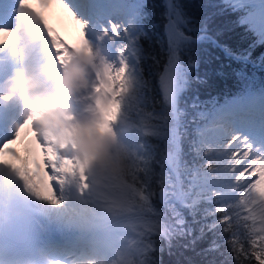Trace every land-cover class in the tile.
Wrapping results in <instances>:
<instances>
[{"label":"trees","instance_id":"1","mask_svg":"<svg viewBox=\"0 0 264 264\" xmlns=\"http://www.w3.org/2000/svg\"><path fill=\"white\" fill-rule=\"evenodd\" d=\"M122 1L130 4L136 12L133 29L137 40L135 37L132 43L136 40L138 77L135 82L137 89L133 85L131 93L139 108L137 116L141 118L146 131L139 134L132 128L138 135L135 141L141 143V147L131 153L121 149L117 155L116 180L128 188L124 207L117 205L113 213L121 216L143 212L144 215H141L151 223L149 229L142 226L134 228V239L143 248L127 260V264H143L145 250L151 247L149 234L162 232L164 223L170 225V221H163L151 214L154 208H161L156 203L161 173H164L162 179L166 186L181 190L177 179L179 172L185 187H189L188 182L201 163L197 139L205 114L231 98H242L245 106L233 105L242 110L264 100V37L260 38L261 34L242 20L250 5L234 8L229 0ZM170 15L178 29L186 35L177 48L180 63L185 68V83L171 107L175 112L178 137L176 173L167 166L169 135L161 119L167 99L161 90L160 75L168 61ZM152 192L157 195L150 201ZM181 192L184 196V192ZM206 207L201 206L195 218L185 213L192 229L190 236H176L170 242L167 237H155L159 248L156 254L158 264H232V256L225 242L226 235L220 234L219 229L205 231L201 235V227L213 219L204 218ZM233 219L238 222L237 217ZM213 240L220 245L219 250L205 254Z\"/></svg>","mask_w":264,"mask_h":264},{"label":"rangeland","instance_id":"2","mask_svg":"<svg viewBox=\"0 0 264 264\" xmlns=\"http://www.w3.org/2000/svg\"><path fill=\"white\" fill-rule=\"evenodd\" d=\"M231 1L234 6H237L240 2L249 3L255 0ZM260 1L262 0H256L255 4H251L252 6L249 7V11L243 16L242 20L247 21L257 33L264 36V28L260 27V22L256 18V13L261 8L259 6ZM67 3L74 11H76V13L79 11L74 9V5L79 6L80 13L77 14L85 19H88L92 25L88 28V38L86 40H72V36L69 35L70 41L73 42L70 59H74L76 57L82 59L83 63L81 64L84 67L85 76L84 83L82 85L83 93L80 98L83 99V103L87 106V108H91V110L96 112L98 111L95 113V121L91 130L95 135L93 142L103 148V153L101 150H98L99 153H97V155L100 157L97 160L98 167H94L95 173L98 176L97 184L99 183L97 185L98 188H95L94 191L95 193H99L100 196L98 199L92 195L91 197H88L93 199L92 205L96 207L94 208L95 212L91 215H87L86 218L90 222L93 221V218H97V223L101 225H95V227L110 224L109 226L112 227L111 229L115 228L113 236L119 239L118 244L121 247V257H119L121 259L120 264H127V260L130 256L136 255L137 252L143 248V246L137 243L134 239V228L142 226L149 229L151 227V223L147 221V217L141 215H144L143 212H135L121 216H117L113 213V209L117 205L124 207V199H127L126 192L128 188L126 184L118 183L116 180L118 164L115 160H117V152H119V149H123V151L126 152L137 151L141 147V143L135 141L138 135L136 136V133L132 128L136 129L139 134H145L144 131H146L144 123L141 118L137 116L139 108L136 104L135 97L131 93V87L133 85L134 89H137L135 82L138 77L136 63L132 62V60H135V45L132 43L135 37L128 36L126 42L117 41L116 43H113L112 35L105 36L103 33L96 30L95 25L97 22V16L95 14L93 16L92 13L89 14L88 11H85L82 8V0H67ZM61 13L64 20H67L64 27L68 29L69 33H74L77 26L62 8ZM135 14L136 12L133 11L130 4L122 0H112V7L104 14L103 22L106 23L107 16H111L120 28L123 27L121 22L131 23L132 26H134ZM172 29L173 28L169 25L167 30L168 39ZM182 68L183 71L177 78V86L174 87L167 96L165 95L167 103L161 112V119L166 125L169 135V147L166 161L168 168L172 170L173 173L176 171L178 160V137L175 127V112L171 109V107L173 106L175 96L185 83V68L183 66ZM116 96L119 98V101L116 99ZM22 99L27 102V105L29 104V99L24 97V95H22ZM115 101H118V104H116ZM234 103L241 106L243 104V100L232 101L230 99L226 100L223 104L215 106L212 110L205 114L204 121L198 129V150L203 149L208 151L210 156L217 157L213 160L211 167L217 169L220 176L227 174V169L224 168L226 157L224 156V152L220 151L221 146L228 138L227 135H231L234 132L239 133L240 135L248 136L253 142L254 146L251 148L247 145L241 144L240 148L242 150V155L240 158H243V153L249 150L256 152V146H260L263 142L256 134L260 132L261 126L264 125V119L259 121L256 117L259 116V118H261L260 115L246 111L244 115H246V117L250 120L249 122H246L248 124L247 125L245 122L240 120L233 111L222 110V107L225 105L232 107ZM262 103H264V100L258 101L254 108L258 110L257 105ZM221 112H226L227 116L223 120H217V116ZM131 113L134 116H132ZM27 115V110L22 112L23 118ZM109 116L111 118H109ZM236 119L240 120V124L238 122L236 123ZM131 120H138V122L136 121V123L133 124ZM253 122L255 123L254 126L251 124ZM217 124L222 126L215 127ZM129 127H131V130H129ZM36 129L37 131H40L38 128ZM42 142L44 147L46 149L48 148L47 151L49 152L50 147L45 141ZM209 143L216 149V151L209 148ZM21 150L22 145L18 144L17 153L19 155L21 154ZM32 151V146L29 145V151L27 154L22 156L23 167H27L26 172L28 174L29 183L33 185L32 188L35 192L37 191L36 193L38 195L46 199V201H44L45 203H57L58 199L56 198V194L52 192L53 186L49 183L50 176L43 171L45 165L50 166V161L46 156L48 152L45 151L40 153V155H37V152H35L37 150H34L33 152H35L36 155L34 154V156H31L33 155ZM54 152L55 151L52 153L54 154ZM217 153H219V155H217ZM200 158L201 163L197 166L195 172L190 178V181L198 185L200 191L207 192L212 188H216L221 191L224 190L226 188V181L223 179H213L212 176L215 175V173H209L206 171L203 167L205 160L201 156ZM35 160L36 162L38 161V170H33L31 165ZM260 171L264 172V169H260ZM99 176L101 177V181ZM54 178L58 181L63 179L60 174L58 176L54 175ZM57 184L58 183H56L55 186H57ZM169 191H174L175 196L178 199H182L184 197L180 189L175 186H169ZM257 191L260 195L264 196V181L259 183ZM194 195L199 196V193H195ZM234 211H238V209H234ZM250 215L253 221H260L261 219L258 211L254 210ZM262 227H264V224H262ZM132 230L133 232H131ZM92 260L93 259H91V261ZM55 263L57 264L58 262ZM75 264L88 263L83 262L82 258Z\"/></svg>","mask_w":264,"mask_h":264},{"label":"bare ground","instance_id":"3","mask_svg":"<svg viewBox=\"0 0 264 264\" xmlns=\"http://www.w3.org/2000/svg\"><path fill=\"white\" fill-rule=\"evenodd\" d=\"M48 2L49 0H44L47 17L53 25L49 27V34L53 37L52 42L54 46L63 47L59 43L60 38L56 34V28L64 27L67 20H64L61 8L58 5L49 8L47 7ZM259 3L261 8L257 11L256 18L260 22V27L264 28V0ZM18 4V8H13L5 16L0 14V32L9 28L16 29L14 33H9L7 36H0V62L2 63V68L0 69V91L10 83L6 78L16 75V69H22L23 73L30 72V69H33L38 78L33 79L35 81V87L30 90L38 93L42 89L50 88L52 91H55L54 94L56 96H60L58 95V90L53 87V84L61 74L63 68L53 62L48 52V41L41 28L40 21L42 17L40 12L31 6L32 0H18ZM174 24L171 21L170 26L173 28ZM13 36L15 37L14 39ZM5 39L11 40V43H5ZM23 46L32 52L30 58L31 66H27L26 61H22L20 57ZM81 63H83L82 59L76 57L70 59L67 67L71 65L79 67L82 65ZM82 93L83 86H80L74 89L70 96L58 102L48 100L52 98V95L43 94L45 96L43 99L60 106L59 109L54 110L52 113L58 114L61 120H67V126L69 125L75 129V133H73L74 131L71 133V128L66 127L62 135L58 136L45 124L34 122L33 125L40 130L38 132L40 133L42 141L45 138L47 145L51 146L48 157L53 165L51 166L50 164L53 168V176H50L49 181L54 180L58 183L55 186L54 192L58 199L57 203H45L44 201L46 199L40 195H37V198L25 186L24 180L20 178L24 175L27 168L23 167L22 158V166L17 171L0 163V234L11 222L21 220L19 218L23 216H29L32 218L31 220L34 222V225L27 230V235L28 239L36 244V249H33L29 253L32 259H29L27 255L22 256L20 254L23 249L21 246H13L16 253L10 254L9 260L7 261L8 264H11L10 261L20 264H56L54 259L51 261L45 260L40 255L39 249L46 250V252H54L55 254L53 256L59 259L57 264H75L76 260L82 258L83 262L87 261L88 264H120L121 259L117 256L119 239L113 236L115 228L111 229L110 224L95 227L97 224L94 221H88L86 218L87 215L92 214H89L91 208L93 211L95 208L92 205L93 199L88 197L92 195L97 198V196L94 193L90 195L87 193H83L82 195L78 194L79 187L85 185V182L91 185V190L98 187V176L94 168V164L97 162L95 160L89 164L87 161L91 157H95L98 150H101L103 153V148L98 147L93 142L94 133L91 128L94 125L96 112L85 106L83 99L80 98ZM23 94L26 95L27 92ZM23 94L11 97L7 101L0 99V116L6 117L8 121L3 127H0V136L7 135L23 119L22 112L26 111L27 106V102L22 99ZM116 99L119 101L118 97ZM42 101L40 100V102ZM118 101H115V103L118 104ZM46 132L49 135L46 136ZM256 135L259 136L260 140L263 141L262 144H264V136L260 132ZM69 136H73V141L77 144V149L67 148L60 150V144ZM229 136L227 135V137ZM237 147L240 148L241 144H238ZM53 151L58 152L59 159H56V156L52 153ZM230 151L234 152V149ZM35 152L31 156H34ZM224 156L226 157L224 168L227 169L234 161L229 159L228 152H224ZM69 157L70 159H67ZM57 165H59L58 168ZM57 171L60 175L65 176L69 183L55 179L54 175L56 176L55 173ZM86 172L90 173L84 176ZM95 222H98L97 218ZM51 233H55L63 243H66L67 248L73 253V259L60 258L57 252L61 248H56V246L49 247L51 243L55 242L50 240ZM88 247L96 249L93 251L88 249ZM80 248L84 250L80 251ZM91 256L93 261H89ZM0 264L6 263L0 261Z\"/></svg>","mask_w":264,"mask_h":264},{"label":"snow or ice","instance_id":"4","mask_svg":"<svg viewBox=\"0 0 264 264\" xmlns=\"http://www.w3.org/2000/svg\"><path fill=\"white\" fill-rule=\"evenodd\" d=\"M56 5L67 13L74 24L78 26L82 35L87 39L88 28L92 26L89 20L78 15L69 6L67 0H49L47 7L50 8ZM81 6L85 11L97 16L96 30L105 36L112 35L113 43L117 41L126 42L128 36L136 37L131 23L121 22L123 27L120 28L111 16H107L106 23L103 22L104 14L112 7V0H82ZM18 7V0H0V14L4 16L10 13L13 8ZM41 28L48 41V52L53 62L61 68H66L67 63L70 62L73 46L65 43L62 39L59 40V43L63 47L54 46L52 42L53 37L48 34L49 29H45L42 24ZM15 31V28L4 29L0 32V36H7L9 33H14ZM182 38L183 33L174 25L169 34L168 61L164 67V71L160 75L161 90L166 96L177 86V78L183 71L180 58L177 54V44ZM136 40L134 43H136ZM4 42L11 43V40L5 39ZM137 59L139 58L137 57ZM132 62L136 63L137 60H132ZM0 99L7 101L11 97L3 95L0 96ZM59 107L58 104L51 101L33 104L29 114L21 119L13 130L5 136H0V163L17 171L22 166V156L29 151V145L32 146V150H37V155L47 151L48 149L44 147L40 133L33 125L36 120L42 119L54 110L59 109ZM226 116V112H221L217 116V120H223ZM7 122L6 117L0 116V127H3ZM220 126L222 125H215V127ZM260 134L264 136V125L261 126ZM45 135L47 136L49 133L46 132ZM18 144L22 145L20 155L17 154L16 149V145ZM238 144L247 145L249 148L254 146L248 136L235 132L232 133L220 148L221 152H228L229 159L234 161V163L227 167V174L224 176H220L218 170L211 167L213 160L217 157L210 156L209 152L203 149L198 150L199 155L205 160L203 167L209 173H215L212 178L226 181V188L222 191L216 188L209 189L207 192L200 191L199 186L192 181L188 182L189 187L186 188L183 177L177 172L180 188L184 192V198L181 200L176 198L175 192H170L169 186L163 183L162 178L164 173H161V177L158 178L160 179L159 198L156 201L161 208H154L151 214L163 221H170V225L164 223V230L162 232L149 234L148 238L151 247L145 250L143 264H158L156 254L159 248L155 240L157 235L161 239L167 237L169 242L176 236H190L192 229L188 225L185 213L195 218L199 214L201 206L205 205L207 207L204 209V218L212 217L213 219L210 223H206L201 227V235L205 231H214L216 229H219L220 234L226 235L227 239L225 242L228 244L232 256V264H264V227H262V224H264V196L260 195L257 191L259 183L264 181V172L260 171V169H264V144L256 146V152L250 150L244 152L243 158H240L242 150L237 147ZM209 148L216 151L210 143ZM233 149L234 152L230 151ZM54 155L56 159H59L58 152H54ZM67 159H70V157ZM148 163L150 165L151 161L149 160ZM58 167L59 165H57ZM32 168L36 170V161L32 163ZM44 172L48 176H52L53 168L45 165ZM55 174L58 176L59 172L57 171ZM20 178L24 180L25 186L31 190V186L27 183L29 179L27 172ZM49 183L52 184V192L54 193L56 181L50 180ZM148 187L150 188L151 185L149 184ZM195 193H199L198 198L194 196ZM156 195L157 193L152 192L149 200L151 201L152 197ZM234 209H238V211H234ZM254 210L259 212L260 221H253L251 218L250 214ZM234 217H237L238 222H234ZM193 220L195 221V219ZM219 247L220 245L213 240L205 250V254L216 252L219 250Z\"/></svg>","mask_w":264,"mask_h":264},{"label":"clouds","instance_id":"5","mask_svg":"<svg viewBox=\"0 0 264 264\" xmlns=\"http://www.w3.org/2000/svg\"><path fill=\"white\" fill-rule=\"evenodd\" d=\"M33 8H35L42 17L40 23L45 29L52 27L49 18L47 17V9L44 8V0H32ZM49 34V33H48ZM56 34L62 39L65 43L72 45L73 42L70 41L69 35L72 36V40L83 41L86 38L80 32L78 26L74 33H69L66 27H57ZM50 35V34H49ZM16 75L6 78L10 83L7 84L2 91H0V96L8 95L10 97H15L22 93L29 91L35 87V81L32 76L25 75L22 69H16ZM84 83V68L83 66L71 65L67 68L61 70V74L54 81L53 87L56 88L59 92L60 99L63 100L65 97L69 96L72 91ZM40 97L38 94H34L32 102L26 106V110L31 109L33 104H39ZM109 118H111L109 116ZM41 124H45L50 127L56 135H62L66 130L67 120L59 119L58 114L50 113L44 116L42 119H39Z\"/></svg>","mask_w":264,"mask_h":264},{"label":"water","instance_id":"6","mask_svg":"<svg viewBox=\"0 0 264 264\" xmlns=\"http://www.w3.org/2000/svg\"><path fill=\"white\" fill-rule=\"evenodd\" d=\"M169 8H170V4H169ZM171 21L173 22V24H174V21H173V19L170 17V19H169V22L171 23ZM175 25V24H174ZM184 36V35H183ZM158 193H159V191H158ZM159 198V197H158Z\"/></svg>","mask_w":264,"mask_h":264}]
</instances>
